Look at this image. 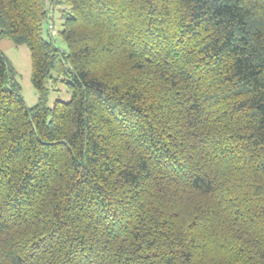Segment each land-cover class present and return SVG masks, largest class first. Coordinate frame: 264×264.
Segmentation results:
<instances>
[{"label": "trees", "instance_id": "obj_1", "mask_svg": "<svg viewBox=\"0 0 264 264\" xmlns=\"http://www.w3.org/2000/svg\"><path fill=\"white\" fill-rule=\"evenodd\" d=\"M0 39V264H264V0H0Z\"/></svg>", "mask_w": 264, "mask_h": 264}, {"label": "rangeland", "instance_id": "obj_2", "mask_svg": "<svg viewBox=\"0 0 264 264\" xmlns=\"http://www.w3.org/2000/svg\"><path fill=\"white\" fill-rule=\"evenodd\" d=\"M55 17V16H54ZM62 20H60L59 16L55 18V27L54 31L59 32L62 29ZM49 25L47 26V28ZM46 37L47 34H46ZM56 45L66 50L65 43L61 40V38L57 35L54 36ZM0 51L6 57V59L11 63V65L16 69L17 72V80L21 86V95L25 100V103L28 107H33L38 102V94L35 91L31 76H32V66H31V55L27 46L21 45L17 46L13 44L10 40L0 39ZM59 98L66 101L70 98L66 89L64 87H60L56 92H50L49 96V107H53L55 101Z\"/></svg>", "mask_w": 264, "mask_h": 264}]
</instances>
